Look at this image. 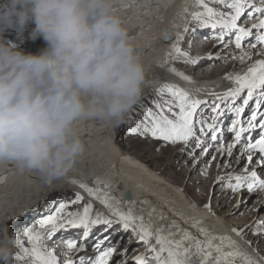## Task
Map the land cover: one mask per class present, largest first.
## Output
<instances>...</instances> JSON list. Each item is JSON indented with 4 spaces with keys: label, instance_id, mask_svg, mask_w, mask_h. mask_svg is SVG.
Listing matches in <instances>:
<instances>
[{
    "label": "bare ground",
    "instance_id": "bare-ground-1",
    "mask_svg": "<svg viewBox=\"0 0 264 264\" xmlns=\"http://www.w3.org/2000/svg\"><path fill=\"white\" fill-rule=\"evenodd\" d=\"M255 2L258 4V0H255ZM132 5L134 6L121 11L120 15L124 21L125 27L129 31L130 38L136 47L145 70L146 82L143 90L148 86L152 87L156 84L161 86L164 83H170L178 87H183L184 89L187 88V90L191 89L193 95H196L199 99L206 100L207 102L218 101L221 105L222 102L217 100L216 97L210 93H224L230 90L234 87V84L232 81L225 79L227 75L245 74L257 61L264 59V45L256 44L255 48L249 46V48L245 49V51L243 50V52L248 53L251 58H246L240 66L233 68V66H236L239 63H234V59L237 58V54H241V51L235 47L233 41L234 32L231 31H227L224 36V38H228L227 44L219 47L217 51L215 50L211 53L213 56L219 54V60H209L202 57L204 52H202L201 49H204L209 43H204L205 41L203 38H200L202 40H199L198 42L200 46L202 45V47L199 46V50H197L198 52L196 54H190L183 46V41L187 38L188 33L184 31V28L188 27L189 24H193L191 13L197 12L200 9L195 5V0H133ZM232 11L233 10H230L227 13H231ZM255 15L259 16V14ZM253 22L256 21L252 19L249 23H243V25L245 28H250ZM240 24L241 23H238L239 26ZM33 27L34 25L30 24L27 28L32 30ZM208 30L215 35H219L222 31L219 28L213 29L210 26ZM208 30L200 31L201 37L206 36ZM252 31L255 33H253L252 36L245 38L249 42H251L250 40L255 38L257 34L256 29H253ZM259 31L261 33L264 32V30ZM165 33H167L171 42L165 40ZM178 34L183 37L179 46L187 51L192 59L195 57L203 58L199 60L198 64V66L201 67V70L203 69L202 65L205 64L203 60L209 61L210 63L218 61L217 64H212V66L215 65L213 66L214 68L217 66L221 71V74L213 77L214 72H210L208 69L209 71L205 70V72L203 71L199 73L201 74L200 80H204L202 83L201 81H194V78L191 79L192 82L189 83L182 80L174 73L169 72V67H175L180 72L182 65L185 64L182 57L173 59V56L169 55V53L172 52V42H175ZM16 37V33L4 31V39L10 43L18 44L19 50H25V52L23 51L25 54H39V47L36 51L33 50L36 47V44L38 42L40 43L39 40L30 43L29 41L31 38L29 35L27 39L17 43L18 38ZM254 40L256 41V39ZM215 43L219 44L221 41L216 40ZM215 46L216 45H212L213 48ZM252 53L254 55L253 59ZM165 58L168 60V63L164 68L159 67V62L165 60ZM229 61L231 62L229 66L224 64ZM153 72L158 73L155 78H153ZM211 78L215 81L210 82L212 80ZM244 95H246V93H244ZM238 101H240V99H237L236 106L239 105ZM221 108H223L222 105ZM250 109V105L245 109V114L242 115V123L245 120L248 121L251 115V113L249 114ZM229 115L230 112H227L226 109L225 115L219 117L217 122L220 125L223 122L228 123ZM116 124L117 123L115 122L100 119H84L75 123L74 129L84 144V152L77 158L73 169L66 177L56 178L49 181L37 171L26 169L21 170L12 162L0 163V223H2L0 228H2V225L8 220L9 221L6 224L7 226L8 224L14 225L20 224L21 222H28V215L35 211L36 207L40 203H43L53 190L60 188L80 192L88 200L97 204L101 209V213L109 215L108 209L105 208L99 200L89 197L87 192L71 183L72 180H76L85 183L88 187L93 189H101L99 193L101 196L107 193L109 197L112 198V204L118 207L122 212H128L131 210L134 216L143 217L145 224H150L154 228H164L162 234L165 236L171 235L172 238L178 240L181 238L182 232L187 231L198 239L204 240L205 237L200 232V229H204L214 236L230 237L240 251L247 253L253 259L264 257V255H262L256 248L257 244L247 238V232L251 225L250 222L255 214L251 220H249L250 218H247V220L246 218H239L241 216L240 213L247 208V206L242 204L244 202L243 200L246 198H243L240 201L241 198L238 197L235 203L232 204L231 209L226 210L225 212H220L219 208L214 209L213 198H210L211 186L213 182L216 181L217 176L222 177L218 184L222 183L223 185V183L229 179V176L246 175L244 168L248 166L247 163L243 164V160H238L233 167L229 163L231 165L229 168H224L223 170L216 172L213 176L210 175L211 177H207L206 179L203 178L202 181L200 180L202 184L200 190L203 195L209 193V197L206 199V204L211 203V211H209L204 205L200 204V198H195V200L190 199L189 187L182 189L172 181L161 177L160 173L152 170L146 162L131 155L127 149H123L119 145L115 136V129H117ZM220 128H222V125ZM222 132L225 131L222 130ZM259 134L260 128L245 132L243 133V140L246 142L248 137L253 138L256 135L255 139H258ZM207 141L212 142L210 139ZM224 141L225 139L219 138L217 143L222 142L225 144L224 146H226ZM240 147L241 145L236 149L238 150ZM259 155V153L253 154L254 161ZM199 165L200 164L195 165L194 167L184 165L183 167L186 172L190 169L191 173L197 174L198 171H200ZM252 165L248 166L249 171L256 170L258 175L260 174V171L261 174H264V169H261L255 163ZM190 177H196L197 180L201 178L200 176L197 177V175L189 176V178ZM218 192H215L213 196H217V200H220L219 206L224 210L231 201L233 192L229 189H225L224 193H226V195L223 197L219 196ZM117 201H119V203H117ZM128 201H131V203L129 204ZM239 202L240 204L237 205ZM263 217L264 213H262L260 219H255L254 221H261ZM21 218L22 220H20ZM243 226H247V232H243L242 236H237L233 232V229H240ZM104 227L100 229L101 233L97 234L94 237V240L97 239L99 235L100 240L108 234H110L111 238L100 248L99 251H103L105 247L112 245L113 242L114 245H116V242L119 240V245L116 246L117 253L123 248L128 249L127 256H129V259L127 260V264H135L131 259L132 256L146 253V246L142 242H138L131 231L123 232L120 230L119 225H115L109 230V232H105ZM15 228V226L8 227V232H11V230H14ZM80 235L82 237V232L79 234L78 238ZM129 240L130 242L128 243ZM126 241L127 244L121 247V244ZM151 243L154 244L155 240L153 239ZM214 243H218V241H214ZM119 247L121 248L118 249ZM134 249L136 250L133 255ZM232 250L233 249L225 248V251ZM98 253V251H90L84 255L83 252L82 255L78 253V256L92 257ZM120 256L121 255L119 254L114 255L110 262L116 263ZM236 264H242L240 258H237Z\"/></svg>",
    "mask_w": 264,
    "mask_h": 264
},
{
    "label": "clouds",
    "instance_id": "clouds-1",
    "mask_svg": "<svg viewBox=\"0 0 264 264\" xmlns=\"http://www.w3.org/2000/svg\"><path fill=\"white\" fill-rule=\"evenodd\" d=\"M133 0H0V163L66 177L84 144L74 125L122 123L138 102L145 70L120 12ZM34 25L46 47L25 54L4 39ZM15 236L0 228V264H9Z\"/></svg>",
    "mask_w": 264,
    "mask_h": 264
},
{
    "label": "snow or ice",
    "instance_id": "snow-or-ice-1",
    "mask_svg": "<svg viewBox=\"0 0 264 264\" xmlns=\"http://www.w3.org/2000/svg\"><path fill=\"white\" fill-rule=\"evenodd\" d=\"M214 2L224 5L225 7L232 9V13L217 12L213 8L209 7L205 0H195V5L202 8L203 11H197L191 13L192 20L198 22L200 27H211L213 29L219 28L222 31L219 35H214L213 38L217 41H223L225 33L231 31L236 33L235 35V47L242 49V41L244 38L253 35V29L257 30L256 44L264 45V34L259 30H264V0H258V4L255 0H214ZM134 5H129L132 7ZM245 8L250 9L247 15L254 19L256 22L251 24L250 28L241 27L238 25V21L242 15L245 14ZM255 14H259L256 16ZM208 19L205 20L204 17ZM185 32H188L187 27L184 28ZM191 31L195 32L193 28ZM183 39L179 34L176 37L175 42H172V52L169 55L173 56V59L183 58L185 63L197 64L200 59L206 58L209 60H219L220 55L213 56L211 53L207 57L192 59L187 51L182 49L179 44ZM165 40L171 42L167 33H165ZM256 44H252L251 47L255 48ZM241 62L246 58L250 59V55L241 51V55L237 57ZM168 63V60L159 62V67L164 68ZM168 71L174 73L182 80L191 83V78L185 76L182 72H179L175 67H169ZM233 82L234 87L224 93H210L214 95L217 100L223 102L231 100L228 104L227 112L234 114V119L231 121V126L228 129L234 134V142L225 147L220 145L217 151L221 153L223 157L226 153L229 157L232 156L233 149L237 144H240L242 134L260 128L259 138L255 139L249 137L247 145L242 149V155H246L248 165L255 163L261 169H264V111H261L264 107V59L257 61L252 65L245 74H229L225 77ZM158 93H168L175 100V107L178 108V112L172 111L174 118H169L165 115L164 105L156 103L155 107L157 111H153L152 108L145 106L143 103L139 105L142 111V119H135L133 122L130 118V125L134 123V126H130L127 131L131 135H139L141 137L150 136L154 140L163 141L164 144L161 147H165L168 144L175 145L181 143L188 146L189 141L196 137L195 124H200L199 132L201 135H207L211 133V140H218L217 120L219 117L225 115V110L221 108L220 104H216L213 107L215 115L210 117L212 123H206L203 119L196 120L197 110L202 104H206V100L199 98H193L190 93L181 87L174 84L164 83L158 89ZM246 91V95L244 94ZM237 99H242V103L236 106ZM250 102L254 104L251 115L247 121V127L241 126V115L245 112V109L249 107ZM167 103V101L165 102ZM141 113H137L139 117ZM258 116L260 119L258 120ZM206 125V128H205ZM207 129V130H206ZM222 134V132H221ZM204 141L196 138V147L201 148ZM185 148H181L180 152L183 153ZM160 149L157 148V151ZM259 153L260 155L254 161L253 153ZM204 154H207L206 148ZM193 158L195 154L193 153ZM215 159V157H213ZM221 165H217L219 169ZM231 165L227 162L223 164L224 168H229ZM246 175L229 176L228 187L233 193H237L245 185L249 191L258 187L264 191V179H261L256 170L249 171L246 166L244 168ZM207 173H205L206 175ZM222 177L217 176L216 183H219ZM235 180V183H231ZM72 184L77 185L79 188L87 192L89 197L99 200V202L108 209L109 215H105L99 211L94 212L93 204L91 202L83 203L82 210L68 211L70 204L80 206L84 201V196L80 193H76L74 199L69 203L61 202L53 213L47 214L39 219L36 223L40 230H35V226L29 227L25 231L28 243L31 248L23 246V241L15 238V243L20 248L14 260H26L30 258L28 264H110L114 255H121L124 257L122 264H127L128 249L123 248L117 253V247L115 245L104 248L103 251H99L105 241L109 239V236H104L103 239L98 240L95 248L99 254L95 257L80 256L77 259L73 258L74 253L83 252L86 248L85 243H78L75 239H68L65 241L67 252L64 253V259L61 261L55 254L54 249H49L44 246L43 240L45 235L51 239L61 230L69 229H82L83 241H87L91 236L94 228L98 226H105L104 231L107 232L115 225L120 226V230L123 232H129L137 239L138 242H142L146 246V253L141 255L132 256L131 259L135 264H236L237 258H240L242 264H264V257L253 259L247 253H244L238 249L235 242L228 236H214L209 234L206 230L200 229L201 234L205 237L204 240H200L197 237L191 235L187 231H183L180 239H174L172 236H165L162 233L164 228H154L150 224H145L143 217H136L132 214L131 210L128 212H122L118 207L114 206L107 193L99 195L101 189H93L88 187L85 183L72 180ZM119 203V201H117ZM130 204L131 201H128ZM204 207L211 211V203L205 204ZM264 225V221H258L256 229L253 234H259L260 227ZM243 229H233V232L237 236L243 235ZM155 243H151L152 240ZM218 241V243H214ZM225 248L233 249L232 251H225ZM151 254V255H148Z\"/></svg>",
    "mask_w": 264,
    "mask_h": 264
},
{
    "label": "rangeland",
    "instance_id": "rangeland-1",
    "mask_svg": "<svg viewBox=\"0 0 264 264\" xmlns=\"http://www.w3.org/2000/svg\"><path fill=\"white\" fill-rule=\"evenodd\" d=\"M205 2L208 4L209 7L216 9L217 12L227 13L230 10H232V9L225 7L224 5H221L219 3L214 2V0H205ZM229 2H231V1H229ZM199 11L202 12L203 9L200 8ZM249 11H250V9L245 8V14L242 15L240 18V21H238V23H241L240 24L241 27H244L243 23H245V22L249 23V21L252 20V18H250L247 15V13ZM204 19L207 20L208 17L205 16ZM187 28L189 29V31L187 33V38L183 41V44H184L183 46L190 54H193V53L196 54L198 52L197 50H199V46H200L198 42H199V40H202L200 38H203L205 41L204 43H206V44H207V42H209L206 45V47H204V49L203 48L201 49L202 52H204V55L202 57H207L208 54L214 52L215 50L217 51L219 49V47L225 46L227 44V41H228L227 37L224 38V40L221 43L216 44L215 43L216 39L213 38V36L215 34L209 32V30H208L209 27H200L198 22L193 21V24H189ZM193 28L196 29L195 32L191 31V29H193ZM15 30L16 29H14V28H9V29H6L5 31L6 32L11 31V32L16 33V36H17L16 38H18L20 40L19 41L17 39V43L18 42L20 43L21 41L27 39V37L29 36V32H31V29H28V28H26L23 33H19L18 31H15ZM207 30H208V34H207L208 36L206 35L204 37H201L200 31H207ZM253 33H255V32H253ZM24 34H26V35H24ZM262 34H264V32H262ZM235 35H236V33H234V35H233L234 43H235ZM254 39L255 38H252L253 41L250 40L251 42H249L248 40H246L244 38V40L242 41V49H240V51H243V50L245 51V49L249 48V46H251L252 44H256L255 43L256 41ZM38 40L40 41V43L38 42L36 44V47L33 50L36 51L39 47L40 48L39 53H40L41 50L46 46V43L43 41V39L42 38H37L36 40L31 39L29 42L32 43V42H35ZM212 45H216V46L213 48ZM200 47H202V45ZM23 51L25 52V50H23ZM240 55L241 54H237V57H239ZM253 57H254V55L252 53V59H253ZM193 59H197V58L195 57ZM203 61L205 62V64L202 65L203 66L202 70L200 69L201 67L198 66L199 63H197L195 65L185 63L182 65V69L180 70V72H182L185 76L190 77L191 79L194 78V81H197V82L201 81V83L204 80H200L201 79L200 78L201 74H199L200 72H203V71L205 72V70L209 69L210 72H212V71L214 72L213 77H216L217 75L221 74V71L219 70V68L217 66L215 68L213 67L215 65L212 66V64H217L218 61H216V62L214 61L211 63L209 61H206V60H203ZM236 62H239V63H238V65L233 66V68L234 67L237 68L238 66H240L242 64V62L238 58L234 59V63H236ZM224 64L229 66L231 64V62L229 61V62H226ZM158 73H159V71H158ZM158 73L153 72V78H155L158 75ZM218 77H220V76H218ZM216 80H218V79H216ZM213 81H215V80L212 79L210 82H213ZM149 87H151V86L146 87L142 91L140 99L132 107V109L127 113V116H125L123 122L116 124L117 125L116 126L117 129H115L116 139H117L119 145L123 149H127V151L131 155H133V156L141 159L142 161L146 162L151 167L152 170L159 172L161 177L172 181L175 185L180 186L182 189L189 187L190 199L195 200V198H197V199L200 198L201 199L200 204L205 205L207 203L206 199H208L209 193L203 195L202 191L200 190V187H202L200 180L202 181L203 178L206 179L207 177L213 176L216 172L223 170L224 169L223 164L225 162L230 163L232 165V167L235 166V162L238 160H240V161L243 160L244 161L243 164H246L247 163L246 155H242V149H243V147H245L247 145L248 139H246V142H245L243 140V138H244V135H243L240 144H237L236 147L233 149L232 156L229 157L225 153L224 156L222 157L221 153L219 151H217V148L221 144L222 145H225V144H223L222 142L217 143V141L208 142L207 141L208 139L211 140V133L208 132L207 135H201L199 132V129H200L199 123L195 124L196 137H194L192 140L189 141V144L186 148L181 143H177L175 145L168 144L165 147H161V145L164 144L163 141L154 140L150 136L141 137L139 135L129 134L127 129L130 126H134V123H132L130 125V123H129L130 118L133 122L135 121V119H138V118L142 119L143 114H142V111L139 107V105L141 103H143L147 107L152 108L153 111H157V109L155 107L156 103L153 102V99L157 100V103H161L164 105L165 115L169 116V118H174L172 116V111L178 112V108L175 107L174 98H172L166 92L163 94L158 93L157 89L160 87V85L156 84L155 86H152L151 88H149ZM181 88H183V87H181ZM186 90H187V88H186ZM187 91L190 93V95L193 98H199L196 95L195 96L193 95L191 89H188ZM245 93H246V91H245ZM166 101H167V103H165ZM230 102H231V100L221 103L223 109L226 110L228 107V104ZM241 103H242V99H240V101H238L239 105H241ZM216 104H219L218 101L207 102L206 104H202L200 106V108L197 110V116L195 119L197 121L200 119H203L204 121H206V123H212V120L210 119V117L213 116V114H212L213 108H211V107H214ZM250 107H251V109L249 110V114L251 113L252 108L254 107V104L252 102H250ZM168 109H171L172 111H169ZM263 110H264V108L261 109V111H263ZM138 112L141 113V115L139 117L137 116ZM243 114H245V112ZM234 118H235L234 114L230 113L228 123L223 122L221 124L222 128H220L221 125L218 122H216L217 129L219 130L218 131V139L219 138L225 139V141H224V143H226L225 147H227L228 144L234 142V134L228 130L231 126V121ZM259 119H260V117H258V120ZM245 121H243V123L241 124L242 127H247V121L246 122ZM205 128H206V125H205ZM257 128H259V127H257ZM222 130H224L226 133L222 132ZM221 132H222V134H221ZM256 136L253 137V141H254ZM196 138H199V139L202 138V140L204 141V144L201 148L196 147ZM239 145H241V147L237 150L236 148ZM157 148H159L160 150L157 151ZM181 148H185V151L183 153L180 152ZM205 148L207 150V154H204ZM193 153L195 154L196 158H193V155H192ZM234 153H235V155H234ZM253 154H256V153H253ZM233 155H234V157H233ZM213 157H215V159H213ZM193 159L195 161L197 159V161L195 162ZM182 163H183V165H182ZM198 164H200L199 165L200 171H198L197 174L191 173L190 169H189V171L187 170V172H186L185 168L183 167L184 165H189V166L194 167L195 165H198ZM218 164L221 165L219 169L216 168ZM248 166H250V165H248ZM205 173H207V174L205 175ZM196 175H197V177L200 176L201 178L199 180H197L196 177L195 178H193V177L189 178V176H196ZM259 175H260L261 179H264V176H263L264 174H261V171H260ZM228 183H229V179L225 183H223V185H222V183H220V184L216 183V181L213 182V184L211 186L210 198H213L212 201L214 202V207H215L214 209L219 208L220 212H225L226 210L231 209L232 204L235 203V201L238 199V197L241 198L240 201L243 198H246L245 200H243L244 202L242 204L244 206H247V208H246V210H244L240 213L241 216L239 218H244V219L246 218V220H247V218L248 219L250 218L249 220H251L252 217L254 216V214H255V216L252 219V221L250 222L251 225L249 226L248 232H247V226H243L240 229H243L244 230L243 232H247V238H249L253 242H255L257 244L256 248L261 252L262 255H264V225H262L260 227L259 234H255V235L253 234L254 229H256L255 226H257V222L254 220L260 219L262 213H264V191L260 190L258 187L254 188L252 191H249L247 189V186L245 183V185L241 188V190L239 192L233 193V197L231 198V201L229 202L228 206H226V208H224V210H222L221 207L219 206L220 200H217V198H216L217 196L215 197V196H213V194L215 192L219 191L218 192L219 196H221V197L225 196L226 195V193H224L225 189H229L231 191V189L227 186ZM231 183H235V180H232ZM76 193H80V192L68 190V189H63V188L62 189L61 188L55 189L52 191V193H50V196L47 197L43 203H40L36 207L35 211H33L32 213H30L28 215L29 221L28 222L26 221L27 223L21 222L20 224H14V225L8 224V226H7L6 224L9 221L8 220L2 226L4 227L6 225L7 228L10 226H15L16 228L14 230H11V232H9V235H14L15 238L23 241L24 247L31 248V245L28 243L27 236L24 234L26 229L29 227L35 226V230L43 232L44 230H40L39 226L36 222L39 219H41L43 216L50 214V213H53L61 202H66V203L70 204V201L72 199H74ZM82 196H84V195H82ZM86 202H91V201L88 200L84 196V201L81 202L80 206L70 204L68 211L82 210V205H83V203H86ZM91 203L93 204L94 212H96V211L101 212V209L99 208V206L97 204H95L93 202H91ZM239 204H240V202L237 205H239ZM20 220H22V218ZM261 221H264V217ZM1 224L2 223H0V225ZM252 224H254V225H252ZM103 227L104 226L101 225V226L94 228L91 236L88 238L87 241H83L81 239V235L78 238L79 234L83 231L82 229H69L67 231L61 230L55 236H53L51 239H49L45 235L43 243H44L45 247H47L49 249H54L55 254L57 255V257L61 261H63V259L65 258L64 253L67 252L65 241L68 239H75V240H77L78 243H85L86 248L83 251L84 255L89 253L90 251L97 252L98 250H96L95 245H96L97 241L100 240L99 239L100 235L95 240H94V237L97 234L101 233L100 229H102ZM109 230H111V229H109ZM109 230H108V232H109ZM107 236H109L108 240H110V238H111L110 234H108ZM107 241H105L101 247H103ZM129 242H130V240L128 241V243ZM125 244H127V241L125 243H122L121 247L125 246ZM113 245H114V242L110 246H113ZM118 245H119V240L116 242L115 246H118ZM110 246H108V247H110ZM121 247H119L118 249H120ZM105 248H107V247H105ZM135 250L136 249H134L133 255L135 254ZM20 251H21L20 248H18L17 246L13 249L14 254H13L11 260L9 261V264H28V262L30 261V258H26V260H20V261L13 259V257H15L18 253H20ZM83 252H80V254L82 255ZM97 255H94L92 257H95ZM79 257H80V255L78 256V253L73 254L74 259L78 260ZM128 258H129V256H128ZM123 260H124V257L120 256L116 263L110 262V264H122Z\"/></svg>",
    "mask_w": 264,
    "mask_h": 264
},
{
    "label": "trees",
    "instance_id": "trees-1",
    "mask_svg": "<svg viewBox=\"0 0 264 264\" xmlns=\"http://www.w3.org/2000/svg\"><path fill=\"white\" fill-rule=\"evenodd\" d=\"M153 102H154V103H157V100H154V99H153ZM58 197H59V196H58Z\"/></svg>",
    "mask_w": 264,
    "mask_h": 264
}]
</instances>
